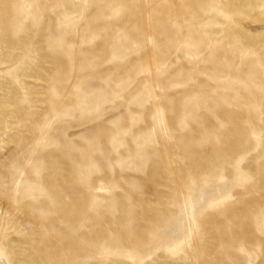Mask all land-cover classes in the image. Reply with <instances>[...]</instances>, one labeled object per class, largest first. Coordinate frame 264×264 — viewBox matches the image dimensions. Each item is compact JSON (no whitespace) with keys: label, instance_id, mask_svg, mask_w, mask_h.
I'll return each instance as SVG.
<instances>
[{"label":"rangeland","instance_id":"374dc122","mask_svg":"<svg viewBox=\"0 0 264 264\" xmlns=\"http://www.w3.org/2000/svg\"><path fill=\"white\" fill-rule=\"evenodd\" d=\"M0 264H264V0H0Z\"/></svg>","mask_w":264,"mask_h":264}]
</instances>
